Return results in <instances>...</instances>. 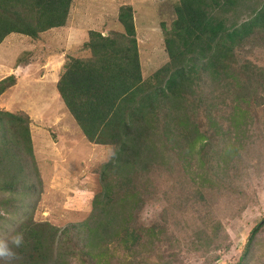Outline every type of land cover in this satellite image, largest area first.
<instances>
[{
  "label": "rangeland",
  "instance_id": "374dc122",
  "mask_svg": "<svg viewBox=\"0 0 264 264\" xmlns=\"http://www.w3.org/2000/svg\"><path fill=\"white\" fill-rule=\"evenodd\" d=\"M178 3L73 0L70 19L80 29L67 37L54 29L37 38L19 33L3 38L0 27V79L15 77V84L0 95V239L23 235L22 245L12 249L17 258L0 259V264H95L96 260L98 264H226L239 259L251 228L264 216V104L235 112L219 107L211 113L217 125H210L203 112L196 113L206 138L190 146L191 130L186 126L185 159L167 145V162L152 169L151 186L142 193L144 204L136 216L139 244L127 251L122 243H104L106 254L91 258L92 201L101 190V165L114 146L90 143L68 116L55 89L63 59L90 54L80 44L89 28L111 36L122 33L118 9L128 4L142 79L152 81L154 72L169 61L165 36ZM263 3L237 0L215 14L234 26L253 16ZM233 52L235 63L248 70L249 78L262 82L255 71L264 70V30L255 29ZM257 94L264 98L262 89ZM3 111L29 116L32 154L20 137V127ZM67 162L71 172L75 170L69 178ZM149 226L155 237L146 235ZM245 264H264V226L251 242Z\"/></svg>",
  "mask_w": 264,
  "mask_h": 264
},
{
  "label": "trees",
  "instance_id": "16d2710c",
  "mask_svg": "<svg viewBox=\"0 0 264 264\" xmlns=\"http://www.w3.org/2000/svg\"><path fill=\"white\" fill-rule=\"evenodd\" d=\"M178 1L172 28L165 36L169 61L154 72L152 81L142 79L132 9L123 4L117 14L123 32L111 36L89 30L82 48L85 45L90 54L68 56L56 83L83 136L90 143L114 146L101 165V190L92 201L89 246L93 259L106 254L104 243H122L127 251L139 244L136 216L144 204L142 193L151 186L152 169L167 162V145L172 144L178 158L185 159L186 126L191 130L190 146L206 138L196 113L203 112L210 125H217L211 113L219 107L235 112L264 104L263 96L257 94L258 89L264 91V70L255 71L262 82L252 81L248 70L235 63L233 52L255 29L264 30V3L250 18L227 26L215 11H226L237 0ZM72 2L0 0L3 38L9 33L37 38L64 26ZM14 84V74L0 79V95ZM3 113L20 127V137L32 154L29 116ZM263 226L264 216L251 228L239 259L226 264H245L251 242ZM146 235L156 236L153 226L146 228Z\"/></svg>",
  "mask_w": 264,
  "mask_h": 264
},
{
  "label": "crops",
  "instance_id": "0c3cea01",
  "mask_svg": "<svg viewBox=\"0 0 264 264\" xmlns=\"http://www.w3.org/2000/svg\"><path fill=\"white\" fill-rule=\"evenodd\" d=\"M72 6V5H71ZM72 8V7H71ZM70 8V11H72V9ZM71 17H70V12H69V15H68V19H67V23L64 25V26H62V27H59V28H52V29H50V30H54V29H61V31H62V33L67 37V36H69V35H74L75 33H77L76 32V30L77 29H80L77 25H73V23H72V20L70 19ZM90 30H92V28H89ZM49 30V31H50ZM87 31H84L83 32V35L85 36L84 37V39H81L82 41H81V45L83 44V42L87 39V37H86V33ZM102 32V34H105V33H103V31H101ZM79 44V45H80ZM65 53V52H64ZM64 55V54H63ZM69 55H71V56H74L73 54H69ZM66 56V55H65ZM66 59H67V56H66ZM65 59H63V62H62V65H61V67L63 68V65H64V63H65ZM59 79V78H58ZM58 81V80H57ZM57 83V82H56ZM56 89V88H55ZM56 91H57V89H56ZM59 96V95H58ZM63 102V101H62ZM68 111V110H67ZM68 113H69V111H68ZM68 116H70V117H72L71 116V114L69 113L68 114ZM72 119H73V117H72ZM73 121H74V119H73ZM74 123H75V121H74ZM76 124V123H75ZM77 125V124H76ZM74 128H75V126H74ZM30 132H31V130H30ZM81 134H82V132H80ZM82 136H83V134H82ZM84 137V136H83ZM31 138H32V132H31ZM32 142H33V139H32ZM97 145H99V144H97ZM32 147H33V144H32ZM33 151H34V148H33ZM34 153V152H33ZM66 166V167H65ZM64 167L65 168H67L68 169V172H67V174H66V178H69L71 175L73 176L74 175V173H75V170H73V172H71V169H70V165L68 164V162H67V164L65 165L64 164ZM33 221H37V220H33ZM37 222H40V223H42V222H44V220H40V221H37Z\"/></svg>",
  "mask_w": 264,
  "mask_h": 264
},
{
  "label": "clouds",
  "instance_id": "9594fccd",
  "mask_svg": "<svg viewBox=\"0 0 264 264\" xmlns=\"http://www.w3.org/2000/svg\"><path fill=\"white\" fill-rule=\"evenodd\" d=\"M123 5V4H122ZM23 243V235L16 234L9 239H0V259L10 261L17 258V254L12 250L14 247H20Z\"/></svg>",
  "mask_w": 264,
  "mask_h": 264
}]
</instances>
